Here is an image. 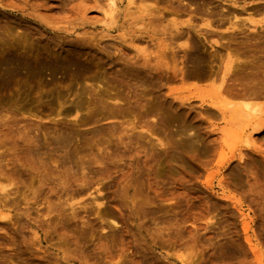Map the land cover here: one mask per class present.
<instances>
[{
  "label": "rangeland",
  "instance_id": "obj_1",
  "mask_svg": "<svg viewBox=\"0 0 264 264\" xmlns=\"http://www.w3.org/2000/svg\"><path fill=\"white\" fill-rule=\"evenodd\" d=\"M248 4L0 0V264H264V116L200 100L264 90Z\"/></svg>",
  "mask_w": 264,
  "mask_h": 264
},
{
  "label": "bare ground",
  "instance_id": "obj_2",
  "mask_svg": "<svg viewBox=\"0 0 264 264\" xmlns=\"http://www.w3.org/2000/svg\"><path fill=\"white\" fill-rule=\"evenodd\" d=\"M229 1L230 3H232L233 7L237 3V0H229ZM263 2H264L263 0H249L248 5H251L252 7L249 10L242 7L243 10H245L247 14L241 19L240 18L238 19L236 11L229 12V10H227L228 12L225 15H223L221 12L218 13L220 16L214 19L215 20L217 19L218 20L217 22L219 23L223 22L224 20L228 23V26H226L225 28L227 29V32H226L227 36L226 37L224 36L225 38L224 43L226 42L228 45L223 43L224 47H228L229 43L232 44L231 42H233V40L231 38L233 36L234 29L237 28L238 21H241L242 25L248 24L249 25L248 27H250L249 29H251V31L253 32L256 26L260 27L261 29H264V3ZM110 3L112 4V1ZM259 3H262V4H259ZM207 13H211V11L209 10ZM253 14H259V16L255 17ZM203 25L206 27H213L211 25V20H208V19L204 21ZM192 27L195 28L194 26ZM195 30L198 31V29H195ZM214 31L215 30L204 28V31L200 30L198 33L201 35H203V33L211 34V33H214ZM216 34H218L217 36H219L220 38L223 36L222 33H216ZM246 40L248 41V39ZM213 41L214 43H217L218 42L217 37L216 39H213ZM220 41L223 42V40H220ZM220 43L221 42H219V44ZM227 62L228 63L224 65V69L219 77V82L217 83V85L216 84L212 85L210 88L211 92L215 96V99H207V98L200 96V100H201V103H207L206 105L214 109L216 112H218V114L222 118H225L227 113H230L229 117L232 119L239 118L242 121V126L239 129H233L231 133L229 132L230 133L229 136L232 138V142L234 144H238L240 142L242 145H244V147H252L253 143H252L251 131L255 129L257 124H253L251 130H248V131H246V126L249 123H251L253 120L264 116V102L261 101V99L264 98V90L260 91L258 89L249 88V87L241 89V90H236V91L231 89L232 88L231 87L229 90L227 86L225 85L228 80L226 78V73L229 71L231 64L229 60ZM224 91L230 97H227V95H224L223 93ZM209 110L211 114L215 112V111L212 112L211 109ZM76 112H77V107H73L71 109L66 110L65 114L71 115L73 113L76 114ZM206 112H208V110ZM3 186L4 185L1 186V189L3 188L4 190L5 187Z\"/></svg>",
  "mask_w": 264,
  "mask_h": 264
}]
</instances>
